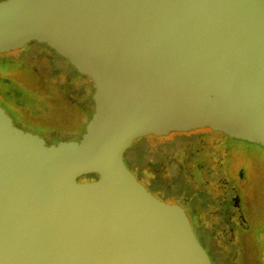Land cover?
<instances>
[{
    "label": "water",
    "instance_id": "95a60500",
    "mask_svg": "<svg viewBox=\"0 0 264 264\" xmlns=\"http://www.w3.org/2000/svg\"><path fill=\"white\" fill-rule=\"evenodd\" d=\"M30 42L92 84L94 111L46 144L0 104V264H213L124 154L204 127L264 148V0H0V53Z\"/></svg>",
    "mask_w": 264,
    "mask_h": 264
},
{
    "label": "flooded vegetation",
    "instance_id": "af4514ba",
    "mask_svg": "<svg viewBox=\"0 0 264 264\" xmlns=\"http://www.w3.org/2000/svg\"><path fill=\"white\" fill-rule=\"evenodd\" d=\"M1 81L12 86L6 90ZM77 93L74 106L70 100ZM94 93L92 84L45 44L30 42L0 53V104L8 107L19 128L41 133L46 144L54 142L57 134L81 137L94 111ZM214 140L216 147L197 146L184 158L187 167L197 164L199 170L202 163L215 171L206 182L215 196L198 207L175 205L184 209L198 239L207 235L199 241L213 264H264V186L256 169L264 164V148L244 141ZM197 159L200 163L194 162ZM234 162L243 166L237 175L228 172ZM249 175L251 181H247ZM228 183L229 200L222 196V187Z\"/></svg>",
    "mask_w": 264,
    "mask_h": 264
},
{
    "label": "trees",
    "instance_id": "16d2710c",
    "mask_svg": "<svg viewBox=\"0 0 264 264\" xmlns=\"http://www.w3.org/2000/svg\"><path fill=\"white\" fill-rule=\"evenodd\" d=\"M2 85L6 88V90H9V88L12 86V84H8L7 82H2ZM204 128H207L211 132L210 135L215 137L217 139V142L218 140L222 142L221 139H228L239 142L238 140L229 139L225 134L221 132L213 131L209 127H204ZM217 133H219L220 135ZM164 136L147 135L138 138L134 142L136 144L133 145L134 144L133 143L132 146L124 154V159L127 167L138 177V179L154 195L159 197L161 200L170 202L172 204H180V205H183L184 203H190L193 207H198L203 205L211 197L215 196V194L209 190L206 183L213 178V176L211 175H213L215 171H213L211 167L207 164H204L203 166L202 163L199 162V159L194 160L195 163L196 162L200 163L199 170L197 164L193 167H189L188 169L186 166L188 162L186 161V158H184L185 154H187L188 152L192 154L194 148L198 146L197 144V142H199L198 137L197 136L190 137V143H189L190 148L186 150H182L183 151L182 156H180L181 158L178 161L176 162L171 161L170 163L167 162L168 163L167 166H169V169L167 170L163 169L164 170L163 172V170H161L159 166V164H161L162 162L159 159V157L161 156L160 155L157 156L154 152L158 150H163L167 152L170 150L166 149L167 146L162 147V145H159L160 147L153 148L151 146V140ZM214 141L215 140H213V142ZM138 144L141 145L137 146ZM216 146L217 145L213 143L212 147L214 148ZM183 158L184 160H182ZM148 159L151 160L152 162L150 166L148 164ZM162 163L166 164L164 162ZM175 165H177L178 168H183V169L185 168L187 170V174L185 176H179V175L177 176L176 171L174 169ZM201 167L202 168L206 167L207 170L204 169L206 171L205 173H201L200 171ZM93 176L95 175L91 174V175L83 176V179L92 178ZM230 183L222 187V191H223L222 196L227 197V200H229L231 198L230 196H232V193L229 192L231 185ZM221 197L219 196L217 198L221 199ZM204 237L207 238V235L204 234V236H200V239L202 240Z\"/></svg>",
    "mask_w": 264,
    "mask_h": 264
},
{
    "label": "rangeland",
    "instance_id": "374dc122",
    "mask_svg": "<svg viewBox=\"0 0 264 264\" xmlns=\"http://www.w3.org/2000/svg\"><path fill=\"white\" fill-rule=\"evenodd\" d=\"M57 81H59V80H57ZM57 81H56V83H59ZM69 90H72V89H69ZM78 95H79L78 93L72 95L73 96V100L72 99L70 100V103H72L74 106L77 104V102H75L74 100L78 97ZM82 99H85V97L82 98ZM89 119H88V121H89ZM85 125H84V129H85ZM65 126L69 127V125H67V124H65ZM82 130L83 129H81L79 132H81ZM82 134H83V132H82ZM210 134H211V132L207 128H199V129H195V130H191V131H187V132H173V133H170V134H168V135H166L164 137H158L156 139H152L151 140V146L153 148H157V147H160L159 145H162V147L163 146H167L166 149L170 150V151H167V152L163 151V150H158V151L154 152L157 156L158 155L161 156V157H159V159L162 162L166 163V164H163L161 162V164H159L160 169L161 170L169 169V166H167L168 163H170L171 161H173V162L175 161L176 162V161H178L181 158L180 156H182V153H183L182 150H186V149L190 148L189 147L190 146V144H189L190 143V137H194V136L198 137V139H199V142H197L198 146H200V145L212 146L213 145V140H214L215 137L211 136ZM217 134H219V133H217ZM80 138L81 137H79V135L76 134V133L73 134V135L71 134L69 136L57 134L56 137H54L52 139V141L56 142V141H59V140L61 141V140H66V139L79 140ZM135 144L136 143H134L133 145H135ZM139 145H141V144H138L137 146H139ZM182 160H184V158ZM151 163H152L151 160L148 159L149 166L151 165ZM187 168L189 169V167H187ZM240 168H243V166L239 167V165H236V163L234 162V164L229 168L228 172H233L234 175H237V172H239L238 170ZM174 169L176 171V175L177 176L178 175L179 176H185L187 174V170L185 168L184 169L183 168H178V166L175 165ZM256 169H257V176H258L259 180L261 181V183L264 186V164L260 165V166L257 165ZM164 170H163V172H164ZM240 172H242V171H240ZM85 176H87V175H85ZM183 178H185V177H183ZM247 181H251V176L250 175H249Z\"/></svg>",
    "mask_w": 264,
    "mask_h": 264
}]
</instances>
